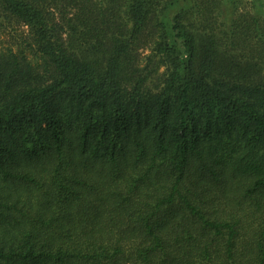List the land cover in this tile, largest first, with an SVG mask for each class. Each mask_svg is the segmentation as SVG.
<instances>
[{
	"label": "trees",
	"instance_id": "trees-1",
	"mask_svg": "<svg viewBox=\"0 0 264 264\" xmlns=\"http://www.w3.org/2000/svg\"><path fill=\"white\" fill-rule=\"evenodd\" d=\"M261 1L0 0V264H264Z\"/></svg>",
	"mask_w": 264,
	"mask_h": 264
},
{
	"label": "rangeland",
	"instance_id": "rangeland-1",
	"mask_svg": "<svg viewBox=\"0 0 264 264\" xmlns=\"http://www.w3.org/2000/svg\"><path fill=\"white\" fill-rule=\"evenodd\" d=\"M251 0H237L236 4H233V6H236L235 8H232L233 12L231 11V14L234 16H237L239 14H249V15H255L254 7L250 4ZM232 4H229V6ZM261 6L264 8V0L261 1ZM213 14V13H212ZM215 15V14H213ZM229 11H223L216 19L213 20V24L211 25V28L216 30V32H221L223 28H225V25L229 23ZM211 18H214L213 16ZM192 21V18H191ZM186 22V21H185ZM205 26L204 24H201L200 22H197L198 28H203ZM9 34L7 31L4 29V25L0 24V46L4 45L5 42L8 41ZM217 38L221 40V43L225 41V36L223 34L218 33ZM172 43V41H169ZM177 54L178 59H179V64L183 65L187 61V54L186 51L183 49L177 48ZM154 51L152 50L151 47L146 48L142 51L141 53V59H145L147 55L152 54ZM162 70V69H160Z\"/></svg>",
	"mask_w": 264,
	"mask_h": 264
}]
</instances>
